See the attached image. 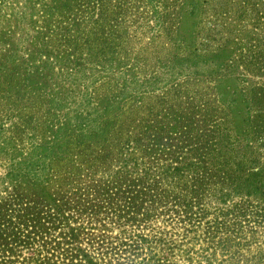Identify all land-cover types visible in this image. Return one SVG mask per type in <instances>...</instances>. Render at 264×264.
<instances>
[{
	"label": "rangeland",
	"instance_id": "rangeland-1",
	"mask_svg": "<svg viewBox=\"0 0 264 264\" xmlns=\"http://www.w3.org/2000/svg\"><path fill=\"white\" fill-rule=\"evenodd\" d=\"M4 1L0 141L21 158L72 134L46 170L58 212L24 179L11 182L0 151V264H264L259 207L240 224L208 228L213 209L190 221L170 192L143 218L120 210L124 199L105 197L127 169L156 163L154 138L173 149L188 123L202 140L204 125L227 127L230 138L237 126L234 147L264 165V0H69V9L57 0ZM228 91H237V111L223 101ZM99 104L110 107L101 118L110 121L106 140L79 142L71 122L95 117ZM125 155L140 167H123Z\"/></svg>",
	"mask_w": 264,
	"mask_h": 264
},
{
	"label": "trees",
	"instance_id": "trees-1",
	"mask_svg": "<svg viewBox=\"0 0 264 264\" xmlns=\"http://www.w3.org/2000/svg\"><path fill=\"white\" fill-rule=\"evenodd\" d=\"M1 1L5 2L4 0ZM121 1L123 0H119V2ZM57 2L62 3L64 7L69 9V0H57ZM122 4L119 6H122ZM44 5H47V3ZM0 13L4 15L3 12L0 11ZM1 25L2 21L0 20ZM114 36L118 38L119 34H114ZM4 64H6V61ZM180 67L177 69L178 73L183 66ZM210 68V66L206 67L205 71ZM198 71L200 70L196 69L194 73H198ZM141 89L145 90V88ZM235 92L228 91V94H231L229 95V102L225 99L223 100L224 103H228L229 108L237 102L233 96ZM123 93H127L126 88H124ZM236 107L231 109L237 111ZM109 108L107 105L99 104L95 107V117H91L88 111L84 115H78V121L75 120L77 122H71L76 123V129L80 134L79 142L92 139L101 140L103 143L106 140L105 135L110 130V121L105 122L103 125L101 118L108 112ZM249 110L250 107L247 111ZM2 123L0 122V131L3 130ZM186 127L188 130L180 136L178 143L173 145V149L171 145L167 146L154 142L155 138L152 142V148L145 145L144 149L150 147V150H155L152 151L154 154H150V157L156 162L152 166L146 167L142 162L141 166L143 168L139 170L140 164L135 160H130L134 158H129L125 155L121 165L127 167L130 166L129 162L135 161L131 165L136 166L135 168L138 170L127 169L124 174L128 177L121 182L114 181L112 188H116V191L110 194L105 193L108 201L113 198L117 200L122 198L125 201L120 210H125V213H128L132 218L138 215L143 218L144 215H147L148 210L152 208V205L159 204L166 197V194L170 192L169 197L172 198L173 206L180 208L181 212H185L187 219L190 221L199 222L200 218H203L213 209V212L216 213L213 220L215 224L207 220L208 228L222 227L229 222L230 225H235L238 222L240 224L239 216L251 215L248 210L252 207L261 208L263 210L262 216L264 217V165H255L252 162L248 164V159L240 155L239 150L234 147V139L239 135L238 133H243V130H239L236 126V132L238 133L234 135L233 139L230 138L231 134L227 127L211 130V128L204 125L202 132L207 138L202 140L193 138L194 136H192L191 132L195 129L194 125L188 123ZM66 128L69 129L70 125ZM71 134L72 132L67 135L70 138H67L63 143L55 141L36 143L28 153L29 155L21 158L14 155L16 152L19 153L14 143H11L7 138L0 141V151L4 152V155L10 159L7 176L11 179V182H13L12 179H24V182L35 190L36 195L43 193L42 195H45L46 199H48V204H51L57 212L62 209L58 202L46 191L45 184L48 181L46 170L48 171L47 167L51 168L50 165L54 158L64 157L63 151H66V148L62 150L61 145L67 146L69 139L71 141ZM246 144H249V142H246ZM103 146L107 148L108 144H103ZM229 149L231 151L234 149V151L228 152L226 155ZM126 152H130L128 148ZM249 161L255 160L251 159ZM132 171L138 172L134 176ZM121 187L124 188L123 191ZM175 187L179 189L177 192L174 190ZM206 195L209 196L208 201L205 199ZM236 197L240 199L237 201L235 200ZM145 202L150 204H145ZM107 204L113 205L114 203L109 201ZM192 205H194L195 210L188 211L187 209L191 208ZM233 229H235L234 226ZM238 236L239 234L235 238ZM226 240L230 242V237L227 236ZM70 258L73 259V256H70ZM80 262L70 261L68 264H80ZM89 262L90 264H97L91 259H89Z\"/></svg>",
	"mask_w": 264,
	"mask_h": 264
}]
</instances>
